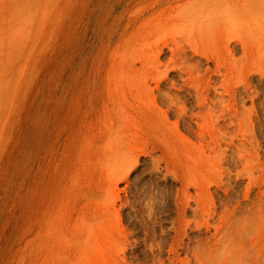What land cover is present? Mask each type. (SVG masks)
Returning a JSON list of instances; mask_svg holds the SVG:
<instances>
[{
	"label": "rangeland",
	"instance_id": "1",
	"mask_svg": "<svg viewBox=\"0 0 264 264\" xmlns=\"http://www.w3.org/2000/svg\"><path fill=\"white\" fill-rule=\"evenodd\" d=\"M213 1L0 0V264H264V0Z\"/></svg>",
	"mask_w": 264,
	"mask_h": 264
},
{
	"label": "bare ground",
	"instance_id": "2",
	"mask_svg": "<svg viewBox=\"0 0 264 264\" xmlns=\"http://www.w3.org/2000/svg\"><path fill=\"white\" fill-rule=\"evenodd\" d=\"M214 1H215V0H214ZM214 1H213L214 4L211 5V3H210V6H208L206 9H204V14H205V16L207 17V21H208V22L213 21L214 18H215V19L220 18V17H219V16H220L219 14H220V13H223V11H222L221 9H219V7H221L222 4H221V6H220V5H219L220 3H218V2L215 3ZM215 4H216V5L218 4V6L216 7ZM206 6H207V5H206ZM204 8H205V7H204ZM224 12L227 14V16H228L227 18H228V21H230V24H231V23H232V24H236V23L234 22V21H236V20H235L236 17H235V13H234L233 9L230 8V7H226ZM225 13H223V15H224ZM221 17H222V16H221ZM239 17L241 18V19H240V25H241V24H242L241 21H243V20H242L241 14L237 13V18L239 19ZM243 17H244V14H243ZM220 20H221V19H220ZM232 24H231V27L234 26V25H232ZM241 26H242V25H241ZM241 26H240V28H241V30H242V27H241ZM233 28H236V26H235V27H232V29H233ZM240 28H239V30H240ZM236 29H237V28H236ZM236 29H235V30H236ZM244 29H245V28H244ZM242 31H243V30H242ZM237 32H238V31H236V33H237ZM233 34H234V32H233ZM234 35H235V34H234ZM242 35H243V34H242ZM229 46H230V45H229ZM232 46L235 47V44H233ZM240 47H241V50L244 51V46L240 44ZM160 51H161V50H160ZM173 51H174V49H173ZM177 51H184V50H182V49H180V48L178 47V50H177ZM243 90L245 91L246 89L243 87ZM152 159H153V158H152ZM158 161H159V160H158ZM158 161H155V162H154V160H153V162H152V163H153V164H152L153 166L151 165V167H150L151 169H150V170H152V168H154V169H153V171H154V170H158V169L160 168V167L158 166V165H160V164H157ZM156 162H157V163H156ZM155 164L159 167L158 169H156V167H154ZM165 165H166V164H165ZM165 165H164V166H165ZM165 168H166V169L163 170V171H166V172H164V174H165V173L168 174L167 172L169 171V169H168L167 166H165ZM159 170H160V169H159ZM161 171H162V169H161ZM149 172H150V171H149ZM154 172H155V171H154ZM169 172H170V173L172 172V175H171V176H172L173 178L177 179V181L179 180V177H178V175L176 174V172L174 173V172L171 171V170H170ZM162 173H163V172H162ZM157 174H158V173H157ZM166 174H165V175H166ZM151 175H153V174H151ZM165 175L163 176V178H164L163 181L167 180V179H166V176H167V175H166V176H165ZM154 176H155V175H154ZM155 177H157V176H155ZM151 179H152V177H151ZM154 179H155V178H154ZM156 179H157V178H156ZM175 179H174V180H175ZM161 180H162V179H161ZM156 181H157V180H156ZM179 181H180V180H179ZM157 184H158V182H157ZM152 185H154V182H153V184H151L150 189L153 187ZM186 185H187V183H186ZM191 185H193V183H192ZM156 186H157V185H156ZM193 186H194V185H193ZM208 186H209V185H208ZM154 187H155V185H154ZM146 188H149V187L147 186ZM143 189H144V188H143ZM195 189H196V188H195ZM152 190H153V189H152ZM154 190H155V189H154ZM157 190H158V189H157ZM185 190H187V189H185ZM140 191H141V190H140ZM148 191H150V190L145 191L146 193H142L143 195H141V196H142L141 199L143 200V203H144L143 205H144L145 208L147 209V212H149V214H150V213L152 212V210H154V205H155V204H154V196L152 195V194H153V193H152L153 191H150V192H148ZM163 191H164V190H163ZM143 192H144V191H143ZM161 192H162V191H161ZM183 193L185 194V192H183ZM215 193H217V192H215ZM146 194H147V195H146ZM158 194H161V193H158ZM185 195H186V194H185ZM227 195H228V194H227ZM141 196H140V197H141ZM156 196H157V195H156ZM186 196H187V195H186ZM138 197H139V196H138ZM157 198H158V197H157ZM155 199H156V197H155ZM188 199H189V197H188ZM192 199H193V200H192ZM218 199H219V198H218ZM220 199H221V198H220ZM138 200H139V199H138ZM160 200H161V199H160ZM162 200H163V199H162ZM191 200L193 201L192 204H194V205H193V207H192V205L190 206V204H189L188 206H190V207L192 208V210L190 209V210L192 211V214H193V215H194V214L196 215V211L199 210L198 194H196L195 196H191ZM210 200H211V199H210ZM140 201H141V200H140ZM189 201H190V200H189ZM135 202L137 203V201H135ZM161 202H162V201H161ZM161 202H160V203H161ZM244 202H245V200H244ZM136 203H135V205H136ZM139 203H140V202H139ZM212 203H213V201H212ZM212 203H211V204H212ZM133 204H134V203H133ZM161 204H162V203H161ZM243 205H244V204H243ZM243 205H242V206H243ZM209 206H210V205H209ZM244 206H245V205H244ZM244 206H243V207H244ZM135 207H136V206H135ZM135 207H134V208H135ZM156 207H158V206H156ZM203 207H204V206H203ZM220 207H221V206H220ZM137 208H139V207H137ZM137 208H136V209H137ZM186 208H188V207H186ZM142 209H143V208H142ZM188 209H189V208H188ZM209 209H210V208H209ZM155 210H156V209H155ZM211 210H212V209H211ZM243 210H244V209H243ZM134 211H135V210H134ZM156 211H157V210H156ZM140 212H141V211H140ZM157 212H158V211H157ZM186 212H187V211H186ZM193 212H194V213H193ZM243 212H244V211H243ZM142 213H143V212H142ZM197 213H198V212H197ZM162 214H163V213H162ZM192 214H191V215H192ZM205 214H206V213H205ZM207 214H208V213H207ZM135 215H136V214H135ZM154 215H155V214H154ZM160 215H161V214H160ZM160 215H159V216H160ZM195 215H194V216H195ZM197 215H198V214H197ZM140 216H141V215H140ZM145 216H146V215H145ZM147 217H148V216H147ZM153 217H154V216H153ZM156 217H158V216H156ZM141 218L143 219L142 216H141ZM158 218H159V217H158ZM158 218H156V219H158ZM208 218H210V217H208ZM193 219H194V218H193ZM159 220H160V219H159ZM205 220H206V219H205ZM153 221H154V220H153ZM195 221H196V220H195ZM197 221H198V220H197ZM210 221H211V220H210ZM148 223H149V222H148ZM160 223H162V222H160ZM157 224H158V223H157ZM186 224H187V223H186ZM194 225H195V223H194ZM196 225H197V223H196ZM147 226H148V225H147ZM149 226H150V225H149ZM189 226H190V225H189ZM197 227H198V226H197ZM150 228H151V227H150ZM160 229H161V228H160ZM195 229H196V228H195ZM148 230H149V229H148ZM197 231H198V230H197ZM195 234H196V233H195ZM194 237H195V236H194ZM184 238H185V237H184ZM185 239H186V238H185ZM161 240H162V237H161ZM192 240H193V239H192ZM185 242H186V241H185ZM189 244H190V243H189ZM184 245H186V243H185ZM192 245H193V244H192ZM193 246H194V245H193ZM190 247H191V246H190Z\"/></svg>",
	"mask_w": 264,
	"mask_h": 264
}]
</instances>
